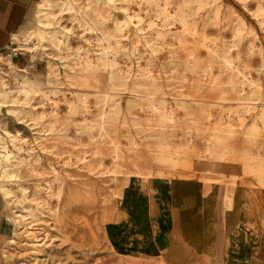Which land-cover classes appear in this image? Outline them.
I'll return each mask as SVG.
<instances>
[{
	"label": "rangeland",
	"instance_id": "obj_1",
	"mask_svg": "<svg viewBox=\"0 0 264 264\" xmlns=\"http://www.w3.org/2000/svg\"><path fill=\"white\" fill-rule=\"evenodd\" d=\"M90 1L92 3L90 6H92L95 0ZM131 1L128 4L129 9H126L121 7L119 2L113 4V2L101 0L111 10L109 21L118 24L121 17L130 24L136 21V33L139 36L144 35L146 39H148L147 36L150 39L156 36L155 31L147 27L148 22L157 15L155 6H152L154 4ZM134 2L137 4L133 5ZM224 2L234 7L239 15L255 28L260 43H263L264 31L256 19L244 8V3L241 0H224ZM85 4L86 0L85 2L78 0L72 16L68 12L58 15L60 1L52 0L50 10L58 16L54 29L59 32H51L52 37L45 34L47 40H44L42 45L36 43V40L33 41L36 44L35 66L30 68L29 76L43 86L48 84L47 81L50 78L51 85L63 90L64 95L71 99L68 110L70 112L63 107L59 95L53 94L49 101H46V106H52L54 100L58 104L52 115L44 112L41 93L34 96L22 95L19 98L23 101V105H10L0 109V128L21 132L28 139L29 145L40 153L42 163H46L45 149L54 145L57 151H53L48 157L63 172L85 173L86 178L89 179L92 172L107 171L112 166L113 160L117 159L116 168L118 170L121 168L124 170L125 167L135 170L133 164L138 163L139 166H145L151 172H157V175L154 177L155 180H144L134 174L129 176L130 188L123 192L120 191L124 193L123 199L112 193L109 173L94 175L91 189L79 190L77 199L70 206H60L65 223L60 225L58 223L57 226L52 221L53 201L51 202L50 198L44 203L34 200L36 209L34 207L33 216L24 214V210H18L19 214L24 215L27 227H30L36 235L34 248L23 247L24 242L14 243L10 246L7 258H5L1 255V246L6 236H2L0 237V264H169L167 260L164 262L161 258V239L165 233L169 232L173 224L166 208V191L169 192L168 184L171 181L176 178H197L208 185L216 182L207 181L201 177L205 166L212 163L215 167L218 164H224L223 172L216 170L213 172L221 179L217 183L228 185L226 177L222 175L234 173L237 179L234 185L241 183L250 188L254 184L256 185L254 188L262 187L260 171L264 169V160L259 159L262 153L256 148L253 140L259 143L261 141L259 139L264 134V119L260 118L261 113L264 112V95L263 101L256 104L254 110L250 111L246 110L244 105L235 102L237 100L232 95H224L227 98L224 101L210 95V88L204 81L207 72L213 71L215 74L216 71L218 81L214 85L220 83L225 91L233 90L234 94L239 89V77L219 61L215 60V63L207 61L206 55L202 63L196 60L189 61L187 54L190 46L195 47L197 53L200 54L201 45L191 42L192 44L189 43L185 49H182L176 44L174 34L168 35L169 43L166 49L161 47L162 40L157 36L156 40H148L150 44L142 37L139 46H135L132 42L135 28L130 29L125 37L119 32L121 35L116 37L113 54L107 52L104 42L99 41L98 35L91 30L92 22L85 11L91 18H95V13L91 10L92 7L88 8ZM133 6L138 11L135 13L139 16L133 15ZM172 7L176 9L174 3ZM225 11L224 7L217 11L221 19V22L217 23L222 26L218 31L213 32L214 37L220 40L219 47L226 49L229 40H235L238 45L237 52L241 57L240 64H243L244 59L247 60L246 69L252 77L256 74L261 76L264 88V62L258 58L261 52L255 46L248 48L246 40L242 37L232 39L229 34L232 33L239 20L234 14L226 17ZM192 12V5L183 4V15L187 19L190 20ZM206 14L207 12L202 10L197 17L202 21V17L205 18ZM73 16L77 19L72 20V23L70 20ZM109 21L104 23L105 27L110 25ZM213 23H215L214 17L209 21L210 27ZM66 24H71V30L64 29L63 26ZM35 26L36 21L32 27ZM199 29L202 30V27ZM53 37V40L59 37L63 40L62 48H53L50 40ZM219 51L222 52V49L219 48ZM8 52L11 53L5 47L0 53L6 55ZM13 58L17 67L26 68L29 61L27 54L19 52L13 55ZM87 58L91 59V65L87 62ZM0 66L5 67L1 62ZM228 70L231 72L229 73ZM110 80L113 82L114 92L110 96L111 117L107 119V122L108 126L118 131L120 135L121 151L114 153L111 150L112 146L104 145L103 150L106 153L103 157L104 163L97 166V155L90 154V149L93 148L87 146V143L84 144L85 141L92 140L90 137L93 132L84 129L77 118L86 110L94 114L93 112L98 107L97 100L93 97L94 92L105 90ZM150 88L155 89L156 93L150 95ZM73 90L87 93V109L83 107L85 102L82 99L81 101ZM153 104L156 107L153 108ZM36 113L43 115L41 118H36ZM51 120L55 121L54 127L49 125ZM254 123L257 126L255 138L253 133L250 134L252 132L250 127ZM213 127L226 135V142L232 150L230 156L224 157L223 160H219L216 154L212 156L213 158H208L206 154V143L203 136L208 133L209 128ZM243 145L249 148L254 159H249L250 161L242 159L234 152ZM67 147L70 155L60 152L62 148ZM155 152H160V154ZM82 157L83 160H80ZM171 157L178 160L179 165L186 166L178 171L171 170L168 166ZM134 178L137 179L134 180ZM61 182L64 188L62 203L66 196V181ZM6 213L8 214V209L3 205L1 214L8 227L11 228L10 219L4 216ZM27 235L30 237V233Z\"/></svg>",
	"mask_w": 264,
	"mask_h": 264
},
{
	"label": "bare ground",
	"instance_id": "obj_2",
	"mask_svg": "<svg viewBox=\"0 0 264 264\" xmlns=\"http://www.w3.org/2000/svg\"><path fill=\"white\" fill-rule=\"evenodd\" d=\"M59 1H60V6H59L58 15L59 14L61 15L62 12H68L72 16L73 12L75 10V7H77L78 0H59ZM107 1L113 2V4H114V2H119L121 7L129 9L128 4L131 0H107ZM134 1H140V2L143 1V3L144 2H151L154 4L152 6L153 7L155 6L156 11H157V15L148 22L147 27H149L153 31H155V35L157 36V38H161V40H162L161 47L162 48L166 49V47L168 46V43H169L168 35L174 34L175 39H176V44L181 46L182 49L183 48L185 49L187 47V45L191 42L192 43L195 42V43L201 45L202 50H201L200 54L197 53L195 47L190 46L189 52L187 51L189 61L196 60L197 62L202 63L203 58L206 55L207 59H208L207 61H209L211 63L212 62L215 63V60H217L221 64H223L224 66L228 67L232 71L233 74H235L239 77V83H240L239 89L234 94L233 90L225 91L220 83L217 85H214L215 82L218 81L217 77H216V71H215V74L213 71L207 72L204 76V81L208 85V87L210 88V92H209L210 95H212L213 97L216 96L219 98V100H222V101L227 99L224 97V95H232V96H234V99L237 100L235 102H238V104L244 105L245 109L246 110L248 109L249 111L254 110L256 104H258L260 101H263L262 97L264 95V88L262 85L261 76L257 75V74L253 77L251 76V74L248 72V70L245 67L247 60L244 59L243 64H240L239 60L241 57H239V53L237 52L238 51L237 50L238 45L235 42V40H232V41L229 40V42L226 45V49H225V48H222L221 46L219 47L220 40H218L214 37L215 35L213 34V32L218 31L220 29V27L222 26V25L220 26L217 23L218 21L221 22V19L218 17L220 15L219 14L217 15V11L221 7H224L226 9V11H225L226 17H228L230 14H234L237 16V18L239 20L238 23H236V25L234 26L232 33H230L229 35L232 37V39L234 37L244 38L246 40V45L248 46V48H252L255 46L261 52L259 57H258L259 60L264 62V42L260 43L259 36H258V33L256 32L255 28L251 24H248L239 15L238 11L234 7H232L229 3L224 2V0H134ZM241 1L244 3V5H243L244 8H246V10L249 12V14L253 18L256 19L257 23L260 25V27L264 31V0H241ZM51 2H52V0H40L39 1V4L37 6V10H36V26L32 27L28 30L23 31L18 35H15V36L13 35L14 36L13 37V44L9 47V50L11 51V53L8 52L6 55H3V56L0 55V62L2 64H4V66H5V67L0 66V109L4 108L6 106H10V105H14V106L17 104L23 105V101L20 100L21 98H19V96H22V95L34 96L38 93L42 94L41 101H42L44 112L51 113V115H52L53 112L56 111V106L58 104H56L55 100H54V104L52 106L51 105L46 106V104H47L46 101H49L50 96L53 94L59 95L61 97L60 101L64 105L63 107H65L66 111H68L70 108L71 99L69 97H67L66 95H64L63 90H61L60 88H58L54 85H51L52 80L50 78L47 81L48 84L43 86L38 81L37 82L34 81L29 76L30 68L35 66L34 58L36 56V44L33 43V41L36 40V43L41 44L44 40L45 41L47 40L46 35H48L49 37H52L51 32H59V31H57V29H54L55 25L58 22L57 21L58 16H56V13H54L53 11L50 10ZM84 2H85V0H84ZM131 2H133V1H131ZM143 3H141V4H143ZM173 3L175 4L176 9L174 7H172ZM91 4L92 3L90 0H86V4H85L86 7H88V8L92 7L91 10L95 13V18H91L89 16L88 12L85 11L88 8H86L85 10L83 9V10L85 11V14L88 16V18H90V20L92 22L91 30L94 31L95 35H98L99 41L104 42V44L106 46L105 49H107V52L113 54V51L115 50L114 43L116 42V37L121 35V34H122V36L125 37L126 33H128L127 31L130 29L133 30L135 28L134 33L132 35V42L135 46H139V43H141L140 40L142 37L145 38L144 40H147V43H148V40L150 41L151 39L156 38V36H154V37H151V39H150V37L147 36L148 39H146V36H144V35L139 36V34L136 33V30H137V24L135 23L136 21L134 23L130 24L127 20H125L122 17L120 18L118 24L115 22L113 23L112 21H109V18L111 16V10L109 8H107L106 7L107 4L104 5L103 2H101V0H95L93 5L90 6ZM134 4H137V2H134L133 5ZM183 4L188 5V6H190V5L193 6V12H192V16L190 15L191 16L190 20L187 19V17L185 15H183ZM202 10L207 12V14L205 15V18L202 17V21H200L199 18L197 17V15ZM132 11H133V15H135V16L138 15L137 13H135V11H137V10L134 8V6H133ZM212 17L215 18V23H213V26L210 27L209 21L211 20ZM72 18L73 19H71L70 22H72V20L76 21V19H77L75 16H73ZM67 19H69V18H67ZM106 21L107 22L109 21L110 25L105 27L104 23ZM78 23H79V21L77 22V24ZM234 23H235V21H234ZM70 25L71 24H66V25H64V26L62 25V26L67 31L70 29ZM200 27H202V30L199 29ZM81 28H82V26H81ZM172 29H174V30H172ZM119 32H121V34ZM95 37H97V36H95ZM53 39H54V37L52 39H50L53 43V46H54L53 48H57V49L62 48V41L63 40H61L60 37L56 38L55 40H53ZM50 40H48V41H50ZM90 44L91 43H89V45ZM148 44H150V43H148ZM151 47L153 49L154 45L152 44ZM101 48H102V45H101L100 49ZM219 48L222 49V52L219 51ZM103 49H104V46H103ZM19 52L25 53L29 57V61L27 63L26 68L25 67L24 68L17 67V65H15V63H14L13 55L18 54ZM104 54H105V52H104ZM246 58H248V57L246 56ZM249 60H251V58ZM87 62H90V65H91V59H88ZM104 64H105V62H104ZM231 71H229V73ZM148 72H150V71H148ZM151 72H152V70H151ZM219 74H220V72H219ZM179 82H181V81H179ZM224 82H225V80H224ZM113 92H114V85H113L112 80H110V81H108L107 88L105 90L94 92L95 94L93 97L96 98L97 104H98L96 111L93 112L94 114H90L86 110L85 113H83L82 115H80L77 118V120L82 124L84 129L93 132V135L90 137V138H92V140L89 142L85 141L84 144L87 143L86 144L87 146H91V148H93V149H90V154L93 153V154L97 155V163H96V164H98L97 166H100L104 163L103 157L106 155V153L103 150L104 145L109 144L110 146H112L111 150L114 153L121 151V144H120V140H119L120 135H119L118 131L112 130L108 126V122H107V119H109L111 117L109 105H110V98H111L110 96ZM73 93L77 97H79L80 100L82 99L85 102V106H83V107L85 109H87V106H86V104L88 102V98L86 96L87 93H85L84 91H81V90H73ZM154 93H156V90L153 88L152 89L150 88L149 94L153 95ZM56 99H58V98H56ZM215 103H217V102H215ZM152 106H153V108L156 107L155 104H153ZM68 112H70V111H68ZM90 112H92V111H90ZM42 115L36 113L35 117L41 118ZM47 116H48V114H47ZM57 116H59V115H57ZM231 118L233 119L232 116H231ZM260 118H261V120L264 119V112L261 113ZM227 119H229V118H227ZM234 122H235V120H234ZM239 124H240V122H239ZM49 125L51 127H54L55 121L51 120L49 122ZM121 127H123V126H121ZM256 127L257 126L255 123L252 124V126L250 127L252 132L251 133L249 132L250 134L253 133L254 138L256 136V130H257ZM179 131H181V129H179ZM238 131H239V129H238ZM153 132H155V131H153ZM179 137H180V135H179ZM203 138H204V141L206 143V154H207L208 158H213L212 156H214L216 154L219 157L218 158L219 160H223L224 157H229L230 153H232V150L230 149V147H228V144L226 142V135L223 132H220L219 130H217L216 127L209 128L208 133L205 136H203ZM27 140L28 139L24 135H22L21 132H19L18 130L10 131L6 128H0V196H1L2 201H3V205H5L8 209V214L6 213V218L8 216V219H10V221L12 223L9 234L5 238V241L1 246V255L5 258H7L6 256H7V252L9 251L10 246H12L14 243L24 242L23 247H25L27 249L28 248H34V246H35L34 242L36 239V238L34 239V237H36V235L33 234L32 230H30L31 229L30 227H27V223L25 222L24 215L18 213V210L21 209V210H24V214L26 213V215L29 214V215L33 216L34 215V207L36 206L34 200H38L40 203H44L47 201L48 198H50L51 202L53 201L52 206H54V208L52 209L53 210L52 221H53V224L57 226L58 223H59V225L65 223V220H63V218H62L60 206H70L73 203V201L77 199L79 190L91 189L93 186L92 182L94 179L93 178L94 175H99L98 173H101V174L102 173L103 174L109 173V180L111 182L110 183V189L112 190L113 194L120 196L121 199L124 198L123 197L124 193H120V191L122 190L121 192H123L125 190H128V188H130V186H129V178L130 177L129 176H133V174H134V176H137V177L144 179V180H146V179L155 180L154 177L157 175V172L156 173L151 172L147 167L139 166L138 163L133 164L135 170H131L130 168H126V167L124 170H121L122 168L120 170H118L116 168V166H117L116 160L117 159H114L112 166L108 170L106 169L107 171H102V170L97 171V172L94 171V172H92V176L89 179H87L86 178L87 175L85 173L81 174V173H77V172H72V173L67 172V171L63 172L59 168H57V166L52 162L50 157H48L49 154L53 153V151L54 152L57 151V149L55 148L54 145H50L48 149H45V151H46V163H42L41 162L42 157H41L40 153L34 147H31ZM259 140H261L259 143H257L256 140H253V143L255 144L256 148L259 151H261L262 154L260 155L259 159H262L261 161H263L264 160V134L262 135V137ZM78 143H80V142H78ZM86 145H84V146H86ZM137 147H139V146H137ZM259 151L257 153H259ZM60 152L64 153V154L69 153V155H70V151L68 150V147L62 148L60 150ZM234 152L239 157H241L242 159H248V160L254 159V156L251 155V153L249 152V148L247 146L243 145L241 148L235 149ZM134 153H135V151H134ZM155 153L160 154V152H155ZM185 153H186V151H185ZM195 153H197V152H195ZM175 157H177V155ZM80 160H83V157ZM219 160H217V162ZM169 161L170 162H169L168 166L170 167L171 170H174V171L181 170L182 168H184L186 166V165H182V164L179 165L177 162L178 160L176 161V159L174 157H171L169 159ZM64 162L66 163V161H64ZM68 162H69V160H68ZM165 162L166 161H164V163ZM226 166H228V165H226ZM222 167H224V164H218V166L215 167L214 164L209 163L205 166V170L202 173L201 177L207 181H212V182L216 181L217 182L220 178H218L215 175V173H213V172L215 170L218 172H223L224 169H222ZM251 167L252 166H250V168ZM225 175H222V177H224V178L226 177V182H228V185L230 187H232L237 180L236 174L230 173V174H225ZM260 176H261V180H262V182L260 183L262 186L261 188L264 189V169H262V171H260ZM123 177H126V178H123ZM224 178H223V180H224ZM136 179L137 178H134V180H136ZM256 179H257V177H256ZM62 180L66 181V187H65L66 196L64 198V201L61 203V199L63 196L62 194H63V190H64V188L62 186V182H61ZM257 181H259V180H257ZM249 183H250V180H249ZM251 184L253 185L254 183H251ZM255 186L256 185L254 184L253 187H255ZM118 191H119V193H118ZM126 193L128 194V192H126ZM35 209H36V207H35ZM34 219H35V217H34ZM56 226H54V228ZM26 232L30 233V237L27 235ZM49 232H48V234H49ZM24 233H26V234H24ZM36 244H38V242ZM40 251H41V248H40ZM41 253H42V251H41Z\"/></svg>",
	"mask_w": 264,
	"mask_h": 264
},
{
	"label": "crops",
	"instance_id": "obj_3",
	"mask_svg": "<svg viewBox=\"0 0 264 264\" xmlns=\"http://www.w3.org/2000/svg\"><path fill=\"white\" fill-rule=\"evenodd\" d=\"M37 6L38 0H0V52L32 28ZM168 188L166 208L173 224L161 239L164 262L264 264V189L206 185L197 178H176ZM2 206L0 196V237H7Z\"/></svg>",
	"mask_w": 264,
	"mask_h": 264
}]
</instances>
